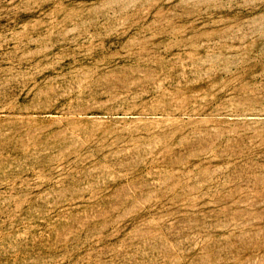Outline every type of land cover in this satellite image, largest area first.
Returning a JSON list of instances; mask_svg holds the SVG:
<instances>
[{
	"label": "rangeland",
	"instance_id": "1",
	"mask_svg": "<svg viewBox=\"0 0 264 264\" xmlns=\"http://www.w3.org/2000/svg\"><path fill=\"white\" fill-rule=\"evenodd\" d=\"M0 264H264V0H0Z\"/></svg>",
	"mask_w": 264,
	"mask_h": 264
}]
</instances>
